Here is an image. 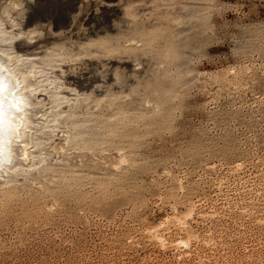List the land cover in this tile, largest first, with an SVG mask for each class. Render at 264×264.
I'll list each match as a JSON object with an SVG mask.
<instances>
[{"label": "rangeland", "instance_id": "1", "mask_svg": "<svg viewBox=\"0 0 264 264\" xmlns=\"http://www.w3.org/2000/svg\"><path fill=\"white\" fill-rule=\"evenodd\" d=\"M4 10L55 99L0 168V264H264V0Z\"/></svg>", "mask_w": 264, "mask_h": 264}, {"label": "bare ground", "instance_id": "2", "mask_svg": "<svg viewBox=\"0 0 264 264\" xmlns=\"http://www.w3.org/2000/svg\"><path fill=\"white\" fill-rule=\"evenodd\" d=\"M4 12L8 15L7 10ZM16 30L17 24L11 16L8 15L5 20L0 18V168H6L14 160V147L17 145L20 160L28 161L33 157L31 149L37 146L38 139L33 136L32 130L45 127V106L55 99V95H48L39 86L33 59L16 52V41L21 36L19 30L14 32ZM128 41L131 45L137 43L133 38ZM106 50L94 52L105 53ZM97 81L98 74L90 73L80 78L77 87L99 92L101 89ZM60 98L68 99L66 95ZM39 106L43 108L40 110L43 113L31 118Z\"/></svg>", "mask_w": 264, "mask_h": 264}]
</instances>
